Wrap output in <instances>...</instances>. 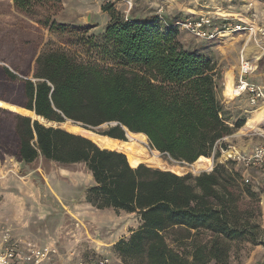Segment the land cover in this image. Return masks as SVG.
<instances>
[{
	"label": "trees",
	"instance_id": "trees-1",
	"mask_svg": "<svg viewBox=\"0 0 264 264\" xmlns=\"http://www.w3.org/2000/svg\"><path fill=\"white\" fill-rule=\"evenodd\" d=\"M58 1V0H56ZM27 16L42 0H12ZM109 22L92 40L105 65L78 60L64 46L43 45L41 29L25 19L0 27V101L47 122L93 130L112 141L129 133L177 163L214 159L211 172L178 175L144 164L86 137L45 126L0 107V163L30 165L41 158L62 168L83 165L92 177L84 200L95 210L135 214L139 226L113 245L122 264H231L243 244L259 245V194L231 161L218 163L226 137L245 124L232 121L221 71L202 48L188 49L166 15L125 18L101 6ZM30 14V15H29ZM38 23V22H37ZM54 32L88 33L85 24L46 21ZM225 148V146H224Z\"/></svg>",
	"mask_w": 264,
	"mask_h": 264
},
{
	"label": "rangeland",
	"instance_id": "rangeland-1",
	"mask_svg": "<svg viewBox=\"0 0 264 264\" xmlns=\"http://www.w3.org/2000/svg\"><path fill=\"white\" fill-rule=\"evenodd\" d=\"M249 4H253L250 11L247 9ZM101 6L98 0H42L31 5L32 18L18 10L12 0H0V27L18 24L20 19H25L41 29L43 45L50 42L54 46H64L78 60L103 66L106 63L105 58L98 49L92 48V40H97L100 31L109 22V16L101 11ZM134 7V15L138 17L155 15L158 9L163 8L168 19L177 16L195 17L223 9L224 13L236 15L237 19L246 16L252 23H256L258 28L264 29V0H135ZM87 13H90L88 24L85 21ZM251 15H255L254 19ZM46 21L58 24H85L89 25L90 29L88 33L54 32L44 27ZM179 38L186 48L200 47L216 62L222 76L219 82L222 101L229 110L232 121L245 117V124L240 132H237L241 135L252 134V140L245 137L241 146L243 144L245 147L248 141L251 146L264 144V131L260 128H264V122H260L258 116L264 109L263 104L255 108L249 107V112L241 114L229 109L226 101L231 98V82L227 83L226 79L225 84L227 68L234 66L239 69L244 53L249 52L251 57H259L264 53L256 54L257 48L264 41L257 28L252 34L248 31L225 34L222 38L212 41H202L183 31L179 33ZM75 127L82 128L81 125ZM109 127L110 125L105 124L88 131L99 135L98 132H105ZM233 135L226 137L220 146L221 152L217 161L222 164L233 162L229 158L232 155L224 157L227 151L231 150L232 154L238 151L234 146L237 147L239 142L232 141ZM148 148L150 149L149 142ZM160 159L163 160V165L153 168L174 171L178 175H195L205 171H195L191 165L175 164L161 154ZM240 171L242 175L249 176L251 184L259 194L260 235L259 245L243 244L239 256L231 258V264H264V169L243 168ZM91 183L92 177L83 165L62 168L39 158L30 165L17 166L12 158L6 157L0 163V235L8 231L13 241L21 246H46L55 250L48 264H73L79 260L101 257H106L109 264H122L112 247L118 240L128 238L131 231L139 226L140 221L135 214L114 212L111 209H93L84 200V192ZM239 185L243 188L244 183L239 180Z\"/></svg>",
	"mask_w": 264,
	"mask_h": 264
},
{
	"label": "built area",
	"instance_id": "built-area-1",
	"mask_svg": "<svg viewBox=\"0 0 264 264\" xmlns=\"http://www.w3.org/2000/svg\"><path fill=\"white\" fill-rule=\"evenodd\" d=\"M103 6L112 5L114 8L121 11L126 18L133 8V0H98ZM253 4L247 6L248 11L251 10ZM225 10H218L216 12H206V14L185 18L184 20L177 22L176 25L183 32L188 33L194 38L200 39L202 41H212L223 37V35H233L239 34L244 31H248L252 34L257 28V31L264 37V29L257 27V24L252 23L248 18L246 19L249 24L238 20L235 16L231 14L224 13ZM163 14V8L158 9L157 15ZM254 19L255 15H251ZM256 33V32H255ZM239 78L234 86L233 95L235 98L241 97L245 94L249 105L253 108L257 107L261 103L264 105V87L256 86L246 82L245 76L251 74L255 68H253L246 61L243 63L241 61L239 67ZM224 154V152L222 151ZM231 160L234 162L235 169H264V144H258L253 147L249 153H239L235 152L230 156ZM210 168L203 172H211L214 168V159H210ZM228 158L226 159V161ZM218 162V161H217ZM175 164L186 165L185 163ZM221 163V162H218ZM189 166V165H188ZM200 173V172H199ZM198 173V174H199ZM241 181L244 184H250L251 180L247 174L241 176ZM55 250H51L47 247H35V246H21L15 241H13L12 235L8 231H4L0 235V264H48L51 255ZM73 264H109V260L106 257H101L98 259H91L85 261H76Z\"/></svg>",
	"mask_w": 264,
	"mask_h": 264
},
{
	"label": "bare ground",
	"instance_id": "bare-ground-1",
	"mask_svg": "<svg viewBox=\"0 0 264 264\" xmlns=\"http://www.w3.org/2000/svg\"><path fill=\"white\" fill-rule=\"evenodd\" d=\"M229 15H230V13H229ZM261 43L262 44H260L259 48H257V50H256V54L264 52V41ZM245 50H247V49H245ZM242 61H243V63H245L247 61L249 63V65H251L254 68V64H255L254 61L252 62L246 54H243ZM231 91H232L231 94H229L230 96L233 95V91H234L233 85H231ZM0 107H3V108L8 109L10 111H14L16 113L18 112L19 114L24 115V116L36 118L34 113L29 112L23 108L9 106L6 103H3L2 101H0ZM258 116L260 117V118L258 117L261 120L260 122H264V109H262L259 112ZM38 119L40 122L47 124L45 121H42L40 118H38ZM250 124L251 123H249V126H250ZM61 128L64 130H67L71 133H74L76 135H80L81 137L84 136V137L90 139L92 142H94L99 147L109 149V150H116L118 152H122L123 154L126 155L127 161H128L130 166H136L138 164H144L146 166L148 165L151 167H159V166L163 165V160L160 159L159 152L148 148L147 137H145L144 135L126 132L127 142H118L116 140L112 141L110 139H107V138L103 137L102 135H97L95 133L89 132L88 130H84L82 128L80 129L78 127L72 126V125H70L69 122H65V124H62ZM260 128L263 129V131H264V128H262V127H260ZM230 155H232L231 150L227 151L224 154V157H227ZM210 164H211L210 161H207L204 157H200L191 166L193 167V169L195 171H202V170L209 169L211 167Z\"/></svg>",
	"mask_w": 264,
	"mask_h": 264
},
{
	"label": "crops",
	"instance_id": "crops-1",
	"mask_svg": "<svg viewBox=\"0 0 264 264\" xmlns=\"http://www.w3.org/2000/svg\"><path fill=\"white\" fill-rule=\"evenodd\" d=\"M134 3H135V0H133V4ZM116 9H121L122 10V8H120V7H118V8L116 7ZM163 14L165 15L164 12H163ZM190 15H192V14H190ZM195 16H199V15H195ZM234 16H236V15H234ZM192 17H194V15H192ZM239 19H241L242 22H244V23H246V21H247V20H245V19H247L246 16H244V17L240 16ZM248 53H246L248 58H250V60L252 62L254 61V63H255L254 64L255 70L251 74L245 76L244 79L246 80V82H248L250 84H254L256 86L258 85V86L264 87V53L261 54L259 57L258 56L251 57L250 55H248ZM242 57H243V55H242ZM241 61H242V58H241ZM239 71H240V69H238V67L229 66V68H227V70H226L227 77H226V74H225V84H226V79H227V83L231 82V85H233V87H234L236 82H237V80H238V78H239ZM227 94H229V93H227ZM226 101L228 103V108L232 109V111H234L236 113L241 112V114H246L247 112H249L248 110H250L249 107H251L249 105V101L247 100V96L245 94L241 95V97H238V98H235L234 96H231V98L226 99ZM247 120H249V119H247ZM239 132H240V130H239ZM239 132H237V134H235V135H233L231 137L232 141L239 142L238 143L239 145L237 147L236 146H234V147H235V149H238L237 152H239L241 154L242 153H249L253 149V147L256 146V145L251 146L252 145L251 142L249 143V141H248L247 145L245 147H243V144L241 146V143L244 141L245 137L249 138V140L251 141L252 138H250V137L252 136V134L251 133H246V134H242L241 135ZM258 144H261V143H258ZM16 165L18 166V165H21V164L20 163H18V164L16 163ZM171 172L177 174L174 171H171ZM37 247H40V246H37ZM44 247H46V246H44ZM41 248H42V246H41Z\"/></svg>",
	"mask_w": 264,
	"mask_h": 264
},
{
	"label": "water",
	"instance_id": "water-1",
	"mask_svg": "<svg viewBox=\"0 0 264 264\" xmlns=\"http://www.w3.org/2000/svg\"><path fill=\"white\" fill-rule=\"evenodd\" d=\"M89 20H90V13H87V16H86V24H88L89 23ZM3 103H5V102H3ZM7 104V103H6ZM7 105H9V104H7ZM9 106H11V105H9ZM14 107V106H13ZM20 108V107H19ZM12 112H14V111H12ZM16 113V112H15ZM18 113V112H17ZM34 113V112H33ZM34 115L36 116V114L34 113ZM28 117V116H27ZM29 118H31V117H29ZM38 118H40L39 116H36V118H31L32 119V121L33 120H36V121H38V122H40L39 121V119ZM42 121H45V120H43L42 118H40ZM67 121H69V120H67ZM47 124H45V123H43V122H40L41 124H43V125H45V126H47V127H49V126H52V127H59V128H61V125L62 124H58V123H55V122H47V121H45ZM69 122H71V123H73L74 124V122L73 121H69ZM79 125H81V124H79ZM125 130V132H128L126 129H124ZM74 134V133H73ZM100 135V134H99ZM80 136V135H79ZM125 136H126V134H125ZM84 137V136H83ZM126 138H127V136H126Z\"/></svg>",
	"mask_w": 264,
	"mask_h": 264
}]
</instances>
